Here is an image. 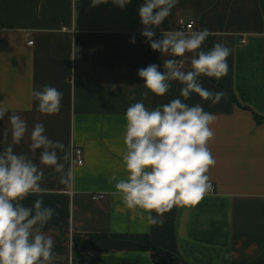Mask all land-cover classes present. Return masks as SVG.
<instances>
[{
    "label": "crops",
    "instance_id": "crops-1",
    "mask_svg": "<svg viewBox=\"0 0 264 264\" xmlns=\"http://www.w3.org/2000/svg\"><path fill=\"white\" fill-rule=\"evenodd\" d=\"M98 2L105 3L0 0V102L25 119L29 130L43 123L49 138L65 145L58 153L62 172L40 165L45 206L55 209L44 228L55 241L51 264H157L153 255L181 264L264 260V0H179L160 29L154 28L156 38L161 31L206 28L203 50L220 42L231 49L226 76L201 77L206 89L224 92L219 103L195 93L183 100L178 82L163 97L149 92L144 101L155 108L180 97L216 116L209 143L216 160L209 171L214 191L196 206L176 205L157 225L124 206L109 178L125 175V112L146 91L138 70L155 63L163 71L170 57L152 50L141 35L143 0L124 8L113 0ZM182 21L193 27L183 29ZM186 56L190 66L191 54ZM44 85L63 93L57 114L37 110L32 92ZM4 128L10 129L7 116L0 121ZM29 145L26 136L14 148L39 165L40 150L33 155ZM72 147L83 149L82 165L72 161ZM99 193L105 197L95 200ZM37 198L30 195L24 203ZM84 244L93 248L81 249Z\"/></svg>",
    "mask_w": 264,
    "mask_h": 264
},
{
    "label": "clouds",
    "instance_id": "clouds-1",
    "mask_svg": "<svg viewBox=\"0 0 264 264\" xmlns=\"http://www.w3.org/2000/svg\"><path fill=\"white\" fill-rule=\"evenodd\" d=\"M113 2L124 8L132 0ZM101 3L105 2L92 0L93 6ZM178 3L179 0H143L139 7L145 42L170 58L163 60V71L155 63L138 70L146 91L125 112L121 154L125 175L109 178V183L115 181L122 204L138 210L150 225L161 223L159 217L173 206H196L213 191L209 171L216 160L209 143L215 137L211 125L216 116L200 104L184 103L180 97L188 100L195 93L213 104L219 103L224 92L206 89L201 77L219 81L229 72L230 48L220 42L203 50L202 45L210 35L206 28L190 33L160 30L161 35L156 38L154 28L160 29ZM130 43H136L135 36ZM186 54H191L190 66H186L189 59ZM172 82L182 86L180 97L155 108L146 107L144 101L149 92L163 97ZM32 96L40 113L60 112L63 93L57 88L44 85L34 90ZM6 116L10 129L0 130V264H51L55 241L44 228L55 215V209L45 206L46 189L42 187L40 165L62 172L64 165L58 153L64 152L65 145L50 139L43 123H36L29 130L25 119L0 102V121ZM26 136L30 138L29 151L35 155L40 150L39 165L27 153L15 151L14 145H19ZM63 159H68L67 153ZM67 175L70 178L71 172ZM61 182L68 184L69 180L62 176ZM30 195L38 198L28 206L24 201Z\"/></svg>",
    "mask_w": 264,
    "mask_h": 264
},
{
    "label": "built area",
    "instance_id": "built-area-1",
    "mask_svg": "<svg viewBox=\"0 0 264 264\" xmlns=\"http://www.w3.org/2000/svg\"><path fill=\"white\" fill-rule=\"evenodd\" d=\"M181 26L183 27V29H190L193 27V22L188 23L187 25L184 26V23L182 21ZM33 41H30L29 43H32ZM72 151H71V159L73 162H75L77 165H82L84 163V158H83V149L80 147H72ZM213 183V182H212ZM213 191H214V183H213ZM105 197V194L103 193H99V194H94L93 198L95 200H99ZM172 208H175V206H173ZM70 260H72V257H70Z\"/></svg>",
    "mask_w": 264,
    "mask_h": 264
},
{
    "label": "trees",
    "instance_id": "trees-1",
    "mask_svg": "<svg viewBox=\"0 0 264 264\" xmlns=\"http://www.w3.org/2000/svg\"><path fill=\"white\" fill-rule=\"evenodd\" d=\"M257 121H261V118H259V116H257ZM153 257H154V259L156 260V262H157V264H181L180 262H179V260L178 259H176V258H172V259H170V260H167V259H163V258H161V257H159V256H157V255H153ZM255 264H264V260H261V261H258L257 263H255Z\"/></svg>",
    "mask_w": 264,
    "mask_h": 264
},
{
    "label": "water",
    "instance_id": "water-1",
    "mask_svg": "<svg viewBox=\"0 0 264 264\" xmlns=\"http://www.w3.org/2000/svg\"><path fill=\"white\" fill-rule=\"evenodd\" d=\"M90 248H93V246L89 244H84L81 246V249H90Z\"/></svg>",
    "mask_w": 264,
    "mask_h": 264
}]
</instances>
